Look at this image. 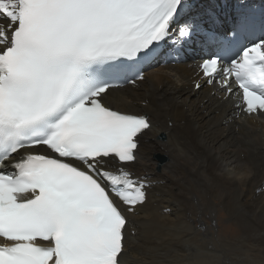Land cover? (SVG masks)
I'll return each mask as SVG.
<instances>
[{
    "label": "snow or ice",
    "instance_id": "obj_1",
    "mask_svg": "<svg viewBox=\"0 0 264 264\" xmlns=\"http://www.w3.org/2000/svg\"><path fill=\"white\" fill-rule=\"evenodd\" d=\"M187 8L186 0H0V238L8 242L0 264H123L128 214L147 201L148 183L103 165L135 162L152 124L103 98L115 81L144 80L174 34L175 45L201 33L212 48L200 64L204 82L225 100L239 97L237 114L264 115V9L242 2L221 34L181 23Z\"/></svg>",
    "mask_w": 264,
    "mask_h": 264
},
{
    "label": "bare ground",
    "instance_id": "obj_2",
    "mask_svg": "<svg viewBox=\"0 0 264 264\" xmlns=\"http://www.w3.org/2000/svg\"><path fill=\"white\" fill-rule=\"evenodd\" d=\"M215 1L201 3L224 12L237 0ZM203 13L196 5L193 19ZM144 73V80L109 89L104 98L152 124L139 137L135 162L103 165L113 172L125 167L148 183L147 201L128 214L123 262L264 264V115H238L223 94L195 89L198 75L187 63ZM157 156L167 157L162 166ZM220 216L231 223L220 226Z\"/></svg>",
    "mask_w": 264,
    "mask_h": 264
},
{
    "label": "rangeland",
    "instance_id": "obj_3",
    "mask_svg": "<svg viewBox=\"0 0 264 264\" xmlns=\"http://www.w3.org/2000/svg\"><path fill=\"white\" fill-rule=\"evenodd\" d=\"M160 137H161V139H165V136H163V135H161ZM157 159H158V161H159V165L162 166V165L166 162L167 157H166V156H157ZM135 164H136V163H135ZM230 223H231V222L228 220L227 217H225V216H222V217H221V216H220V221H219V225H220V226L226 227V226H228Z\"/></svg>",
    "mask_w": 264,
    "mask_h": 264
}]
</instances>
